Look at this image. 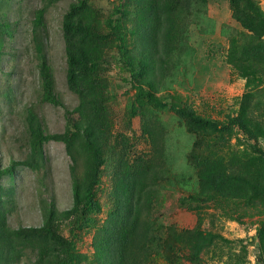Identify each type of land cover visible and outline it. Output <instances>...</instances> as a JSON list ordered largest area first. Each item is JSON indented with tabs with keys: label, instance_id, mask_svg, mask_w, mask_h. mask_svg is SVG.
<instances>
[{
	"label": "rangeland",
	"instance_id": "374dc122",
	"mask_svg": "<svg viewBox=\"0 0 264 264\" xmlns=\"http://www.w3.org/2000/svg\"><path fill=\"white\" fill-rule=\"evenodd\" d=\"M254 1L264 11V0ZM72 2L61 0L49 8L44 25L36 30V38L41 43L54 77V92L61 101V105H52L41 99L39 59L32 32L34 12L42 7V2L0 0V25L7 27V33L0 35L1 168H7L13 161H23L28 155L25 127L28 109L34 112L46 132L54 134L64 129L65 109L72 110L77 105L76 97L67 89L65 82L60 28L63 14ZM205 3L206 0L192 3L180 32V64L176 71L165 78L159 90L151 91L153 86L144 82L143 73L137 76L132 87H125L124 81L128 80V74L119 67L110 71L114 130L131 133L134 148L141 153L148 151V144L139 139L143 124L154 119L163 127L164 166L154 210L155 222L172 225L179 230L198 228L225 240L216 239L210 244L196 258L197 264H264V244L260 245L257 238L259 221L264 220L263 192H260L259 198L251 197L253 201L247 202L235 196L228 180H220L217 192L200 193L197 179L198 170H212L210 176L213 181L218 178L219 165L238 159H253L255 153L251 150L252 141L244 140L236 130L222 136L193 131L169 107L161 109L149 103L146 97H137V85H141L163 102L176 103L192 109L203 118L222 123L237 114L241 99L250 93L249 118L252 123L259 125L263 133L258 142L264 150V54L250 52V44L258 42H248L249 37L246 40L242 37L249 35L231 17L229 0H207L206 7ZM198 4L205 7V13L196 10ZM95 5L125 28L126 60L138 65L141 58L134 44L132 4L118 0H98ZM246 47L248 49L244 55ZM243 72H248V76L241 77ZM43 151L45 162L40 171L17 167L13 173L0 178V205L12 229L40 226L41 200L53 202L60 210L71 205L70 159L64 145L48 142ZM227 168L225 166L222 171L229 172ZM108 180L109 170L105 164L95 192L100 206L97 214L100 222L108 213L105 204L109 192ZM260 183L264 185V179ZM64 235L68 236L67 230ZM91 238L92 231L77 234L78 260L74 264H96L93 261ZM211 241L212 238L209 243ZM177 246L172 255L176 260L173 264H194L185 258V249L179 248L175 252ZM33 261L34 255L27 251L18 264H33ZM150 262L171 264L160 257L156 250Z\"/></svg>",
	"mask_w": 264,
	"mask_h": 264
},
{
	"label": "trees",
	"instance_id": "16d2710c",
	"mask_svg": "<svg viewBox=\"0 0 264 264\" xmlns=\"http://www.w3.org/2000/svg\"><path fill=\"white\" fill-rule=\"evenodd\" d=\"M59 1L41 0L42 7L34 12L32 22L33 41L39 59L41 99L52 105H61V101L54 92V77L36 38V30L44 25L47 10ZM96 1L73 0L61 20L65 82L77 99L72 110L64 111L63 131L46 132L34 112L28 109L25 118L28 155L23 161L11 162L7 168L0 167V178L13 173L17 167L40 171L45 162L44 145L48 142L63 144L70 159L71 205L60 210L53 202L41 200V225L17 229L9 227L0 205V262L18 264L30 251L34 255L33 264H74L78 260L77 234L92 231V255L96 264H150L155 250L173 264L176 260L172 255L177 245L175 252L179 248L185 249V258L197 264L196 258L210 244L216 239L225 240L198 228L179 230L172 225L155 222L154 210L164 166V130L157 120L145 122L139 139L148 144V151L137 152L131 133L114 130L113 94L109 80L110 71L119 67L129 76L124 81L125 87H132L137 76L143 73L144 82L153 86L151 91L159 90L165 78L180 64V32L192 3L197 0H118L132 4L134 44L141 58L138 65L126 60L125 28L113 16L103 14L96 7ZM205 7L198 4L196 10L205 13ZM229 9L231 17L249 35L242 37H249L248 42H258L250 44V52L264 54V11L254 0H229ZM5 28L6 25H0V35L7 33ZM248 48H244V55ZM247 76L248 72L241 74V77ZM137 87L138 98L146 97L149 103L161 109L169 107L193 131L222 136L236 130L244 140L252 141L254 158L219 165L215 180L211 181L212 170H198L200 193L217 192L220 180H228L235 196L247 202L253 201L251 197L259 198L260 192L264 194V185L260 183L264 179V150L258 142L263 133L259 125L253 124L249 118L250 93L241 99L237 114L220 123L176 103L163 102L141 85ZM105 164L109 170V192L105 200L108 213L100 222L97 219L100 206L95 192ZM225 166L229 172L222 171ZM66 230L68 236L64 235ZM210 238L212 241L209 243ZM257 238L263 245V219L259 221Z\"/></svg>",
	"mask_w": 264,
	"mask_h": 264
}]
</instances>
